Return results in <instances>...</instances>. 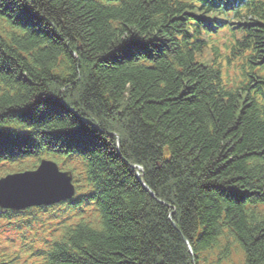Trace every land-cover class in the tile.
<instances>
[{
  "label": "trees",
  "instance_id": "16d2710c",
  "mask_svg": "<svg viewBox=\"0 0 264 264\" xmlns=\"http://www.w3.org/2000/svg\"><path fill=\"white\" fill-rule=\"evenodd\" d=\"M0 20V164L58 159L78 190L11 263L264 264V0H0Z\"/></svg>",
  "mask_w": 264,
  "mask_h": 264
},
{
  "label": "water",
  "instance_id": "95a60500",
  "mask_svg": "<svg viewBox=\"0 0 264 264\" xmlns=\"http://www.w3.org/2000/svg\"><path fill=\"white\" fill-rule=\"evenodd\" d=\"M72 180V172H62L56 163L43 161L36 171L1 179L0 205L13 210H24L69 200L75 195Z\"/></svg>",
  "mask_w": 264,
  "mask_h": 264
},
{
  "label": "rangeland",
  "instance_id": "374dc122",
  "mask_svg": "<svg viewBox=\"0 0 264 264\" xmlns=\"http://www.w3.org/2000/svg\"><path fill=\"white\" fill-rule=\"evenodd\" d=\"M38 161V160H37ZM35 161V162H37ZM32 162L30 161H25L26 165L31 164ZM20 164H17L15 167H17ZM10 169H13L14 167L8 165L6 166ZM54 211H57L56 214L54 215V220L53 222L55 223V225L53 226V228L58 227V225L65 223V221H62L60 219H58V217H56V215H59V217H66L68 214V211L65 207L64 204L59 205V206H55ZM38 223L35 227H31L30 229L25 226L22 230L23 231H19V232H15V231H11L10 228H8L7 226H5L4 224H2V222L6 223V221H1L0 222V246H6L7 245V240L12 239L13 240V246L10 245L9 249L3 254L6 261H11L12 257L15 256V248L16 249H21L23 246H20V241H32V243H36L38 241L37 236L40 235V233H44L47 232L51 229H47L50 228L51 225L49 224V221L47 219L46 216L43 217V219H41L39 216H36ZM2 226V227H1ZM31 232V233H28ZM3 250V249H1ZM222 264H245V261L243 260V258L241 256H237L236 254H232V256L229 258L228 262H222Z\"/></svg>",
  "mask_w": 264,
  "mask_h": 264
}]
</instances>
